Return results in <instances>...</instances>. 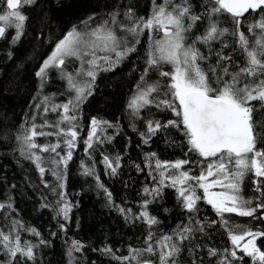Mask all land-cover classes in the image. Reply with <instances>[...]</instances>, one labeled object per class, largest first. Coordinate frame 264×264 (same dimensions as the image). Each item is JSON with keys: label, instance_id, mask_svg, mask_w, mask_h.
I'll return each instance as SVG.
<instances>
[{"label": "snow or ice", "instance_id": "snow-or-ice-1", "mask_svg": "<svg viewBox=\"0 0 264 264\" xmlns=\"http://www.w3.org/2000/svg\"><path fill=\"white\" fill-rule=\"evenodd\" d=\"M62 2L57 0L58 5ZM38 3L0 0V38L8 42L7 61L16 58L15 47L26 33L29 16L21 9ZM150 5L146 15H138L136 0H91L87 10L69 21L55 38L44 32L48 13L41 8L33 34L36 47L26 59H35L41 48L50 50L34 69L36 94L29 111L15 130H4L3 139L14 142L13 154L34 165L47 192L41 193L39 207L51 212L62 232L67 231L73 208L80 207L79 201L68 198L66 183L69 162L78 141L83 140L86 159L80 161V174L94 180L104 194L105 206L114 208L125 224L146 226L136 237L139 246L129 244L127 255H117L118 250L106 241L91 249L116 264H181L185 251L190 264H203L200 252L205 249L208 257L216 258V264H243L245 257L252 264H264V246L257 244V238H264V230L237 224L230 217L237 214L264 224V120L254 119V113L264 112V0H150ZM217 43L219 47L214 46ZM133 55L137 59L131 61L129 75L135 74V82L123 115L139 138L135 147L142 157L140 163L129 158L130 166L146 176L137 190L138 211L116 204L96 171L97 150L111 145L116 135H124L120 119L90 115L87 135L81 137L83 109L96 93L98 77ZM53 80L62 86L45 94ZM157 115L166 118L157 119ZM40 137L44 143L37 142ZM154 138L166 148L180 147L184 158L161 159L156 151H146ZM131 143L126 137L124 153L99 152L105 175H119ZM185 147L187 151H183ZM46 173L53 177L51 181ZM246 179L251 182L252 196L243 192ZM25 180L35 188L29 177ZM5 184L0 209L8 230L0 228V264H37L38 258L42 264L40 249L50 241L19 217L9 194L16 185L8 188ZM169 191L186 222L164 231L149 208L162 206ZM201 202L211 206L216 219L199 218ZM162 211L169 209L163 207ZM213 229L227 234L230 248L198 242V234L210 238ZM22 233H30L36 241L22 239ZM50 235L55 237L57 232ZM86 247L72 239L65 251L66 264H84Z\"/></svg>", "mask_w": 264, "mask_h": 264}, {"label": "trees", "instance_id": "trees-1", "mask_svg": "<svg viewBox=\"0 0 264 264\" xmlns=\"http://www.w3.org/2000/svg\"><path fill=\"white\" fill-rule=\"evenodd\" d=\"M90 2L91 0H63L62 4L58 5L57 0H39V3L31 9L22 8V12L28 15L29 19L26 22V33L15 47L16 58L12 61H7L5 55L8 50V42L0 38V200L5 199L7 191L5 182H7L8 188L15 184V190L9 194L13 197L14 207L17 209L19 217L27 225L36 227L42 233L43 238L50 241L48 247L40 249L42 264H66L65 251L72 239L80 240L87 245L83 250V256L86 257L84 264H91V261H96V264H116V261H113L110 257L101 256L99 252H92L91 249L102 247L106 241L114 251L118 250L117 255H127V246L129 244H132L133 247L139 246L140 242L137 241L136 237L141 236L146 227L139 222L135 227L125 224L123 217L114 208L105 206L104 194L102 191L97 190L94 180L80 174V161L86 159L83 151V140L80 139L77 149L73 153V159L69 162L66 183L68 198L73 203L79 201L80 207L73 208L67 231H60L57 228L56 220L52 219L51 212L39 207L41 193L47 194V192L40 184L39 174L34 165L19 158L18 153L13 154L11 149L15 146L14 142L3 139L4 130H15L17 125L24 119L25 113L29 111L32 96L36 94L37 81L33 75L34 69L39 60L50 50L41 48L35 59H26L36 47L33 34L39 26L38 21L42 15L41 8L48 13L44 32L45 34L50 32L55 38L61 34L69 21L74 20L82 11L87 10ZM123 2L127 3L128 0H123ZM157 2L159 3L160 0H157ZM136 3L139 9L138 15H146L151 6L150 0H136ZM251 19L252 17H249V21ZM225 26L230 25L226 24ZM242 31H246V29H242ZM10 35L11 30H9V39ZM214 46L219 47V44L217 43ZM142 51L141 48V53ZM136 59L137 57L133 55L131 60L125 61L117 69L100 74L97 79L96 93L89 98L90 102L84 106L85 127L81 130V137H85L90 115H101L108 120L120 119L124 135H116L111 145L105 144L97 150L95 153L96 171L100 174L104 185L112 192L115 203L131 207L133 211H138L135 204L139 199L137 190L142 187L146 180L144 174L137 172L134 167L130 166L129 158L136 163H140L142 157H138L139 150L135 147L139 142V138L133 133L132 129L128 128V121L123 115L126 100L135 82V74L129 75L131 61ZM17 63H22L24 66L17 68ZM57 86H62L61 82L53 80L52 84L46 87L45 94L58 91ZM152 111H155V109ZM143 115H147V113H143ZM156 118L163 119L166 117L157 115ZM49 119H54V115H50ZM254 119L264 120V112L254 113ZM112 131V129H109L108 134L111 135ZM126 137L130 138L132 143L121 161V167L118 170L119 175L114 178L109 177L104 174L103 164L99 163V152L106 150L109 153H124ZM175 138L179 144V136ZM37 142L44 143L45 140L40 137L37 138ZM145 150L156 151L161 159L184 158L180 147L166 148L162 141L157 138H154V142L150 147L145 146ZM183 151H187V148L185 147ZM17 159H19V163H17ZM25 177L30 178L31 184L35 185V188L29 186ZM46 179L51 181L53 177L46 173ZM243 192L246 197L253 195L251 182L247 179L244 182ZM49 199H52V197L49 196ZM125 200L128 203L125 204ZM163 207L168 208L169 212L164 213L162 211ZM149 211L158 216L162 222L160 227L164 231L174 228L181 221L186 222V217L181 213V209L176 206L175 196L171 191L166 194L162 206H150ZM3 213L4 210L0 209V228L7 231ZM13 215H16V213H13ZM228 215L226 214V217ZM198 216L201 219L204 217L216 219L211 206L205 205L203 202H201ZM230 217L237 224L248 226L253 230H264V224H259L250 217H239L237 214H230ZM77 219L80 222L79 227H77ZM50 232H57V235L53 237ZM21 235L22 239L36 241V238L30 233H22ZM198 242L217 249L231 247L227 234L216 229L211 230L210 238L200 237L198 234ZM257 244L264 246V238H257ZM237 251L238 255L241 254L240 250ZM200 256L203 258V264H216V258L208 257L206 249L200 252ZM0 259H3L2 254H0ZM37 264H41V258H38ZM181 264H190L186 251L182 255ZM243 264H252V261L250 258L245 257Z\"/></svg>", "mask_w": 264, "mask_h": 264}, {"label": "rangeland", "instance_id": "rangeland-1", "mask_svg": "<svg viewBox=\"0 0 264 264\" xmlns=\"http://www.w3.org/2000/svg\"><path fill=\"white\" fill-rule=\"evenodd\" d=\"M247 239V238H246Z\"/></svg>", "mask_w": 264, "mask_h": 264}]
</instances>
